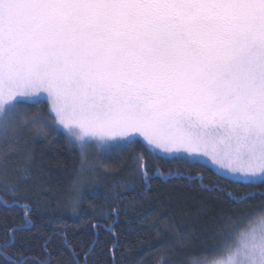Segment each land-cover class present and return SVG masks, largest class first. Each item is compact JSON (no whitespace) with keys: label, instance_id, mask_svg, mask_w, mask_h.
Masks as SVG:
<instances>
[{"label":"snow or ice","instance_id":"6c2138e0","mask_svg":"<svg viewBox=\"0 0 264 264\" xmlns=\"http://www.w3.org/2000/svg\"><path fill=\"white\" fill-rule=\"evenodd\" d=\"M43 104L48 119L42 108L28 115ZM53 120L70 144H98L107 155L140 144L133 167L145 184V153L175 162L164 179L198 180L205 191L219 188L179 169L202 164L264 183V0H0V138ZM26 179L0 169V191L13 194L0 197V264H91L95 242L78 251L67 225L61 234L32 219L30 201L20 203ZM108 209L86 227L112 234V264H137L115 258L120 209ZM244 251L248 264H264V236Z\"/></svg>","mask_w":264,"mask_h":264},{"label":"trees","instance_id":"16d2710c","mask_svg":"<svg viewBox=\"0 0 264 264\" xmlns=\"http://www.w3.org/2000/svg\"><path fill=\"white\" fill-rule=\"evenodd\" d=\"M48 107L37 105L28 115L42 108L48 119ZM141 152L140 144L130 145L119 155H107L104 150L94 164L55 130L53 120L42 130L28 125L8 140L0 138V169L27 177L28 196L20 203L30 201L32 219L44 223L46 231L63 234L62 226L67 225L68 240L79 246L78 251H88L95 242L91 264H112V234L103 226L96 234L86 227L94 222L93 216L107 214L109 204L120 209L114 225L120 240L115 258L120 260L123 252L137 264H200L221 258L231 250L238 233L264 214V183L232 181L202 164L179 169L184 176L204 173L203 183L219 188L205 191L198 180L164 179L177 172L175 162L145 153L151 162L145 184L133 167ZM131 185H137L135 191H128ZM117 193L126 199L115 200ZM245 193L251 198L235 202ZM12 195L0 191L4 199ZM11 211L14 222L21 223L23 209ZM12 223L10 216L9 226ZM3 227L0 222V234ZM43 241L41 234L30 238L37 254Z\"/></svg>","mask_w":264,"mask_h":264},{"label":"rangeland","instance_id":"374dc122","mask_svg":"<svg viewBox=\"0 0 264 264\" xmlns=\"http://www.w3.org/2000/svg\"><path fill=\"white\" fill-rule=\"evenodd\" d=\"M54 122H55V125L59 123L58 120H54ZM75 135L79 137V132L76 131ZM76 146L81 150L82 155L85 157V159L90 157V159H93L94 164H96V162L99 160V155L102 153V151H104V149L101 148L98 144H87V145H84L83 147H81L80 145H76ZM164 159H167V158H164ZM216 174L224 177L223 175L219 173H216ZM227 179L236 181V182H242V183H260V181L248 182L236 176L235 174H233L232 178H227ZM262 236H264V214L259 215L257 218L253 219L247 226H245L242 229V231L238 233L237 238L235 239L231 250L227 252L225 256L215 259V260H223L227 258L228 256H232L235 259L237 254L239 253L245 254L244 245H251L253 243H258L260 242ZM253 238H255V240ZM211 261H214V260H211ZM200 264H206V262H203Z\"/></svg>","mask_w":264,"mask_h":264},{"label":"clouds","instance_id":"9594fccd","mask_svg":"<svg viewBox=\"0 0 264 264\" xmlns=\"http://www.w3.org/2000/svg\"><path fill=\"white\" fill-rule=\"evenodd\" d=\"M235 264H248L244 253H239L235 257Z\"/></svg>","mask_w":264,"mask_h":264}]
</instances>
